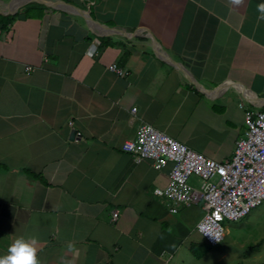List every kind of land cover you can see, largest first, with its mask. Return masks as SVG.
I'll list each match as a JSON object with an SVG mask.
<instances>
[{
    "label": "crops",
    "instance_id": "1",
    "mask_svg": "<svg viewBox=\"0 0 264 264\" xmlns=\"http://www.w3.org/2000/svg\"><path fill=\"white\" fill-rule=\"evenodd\" d=\"M260 3L0 0V256L23 236L39 264H208L203 209L172 213L169 166L121 144L147 122L232 155L243 110H264Z\"/></svg>",
    "mask_w": 264,
    "mask_h": 264
},
{
    "label": "built area",
    "instance_id": "2",
    "mask_svg": "<svg viewBox=\"0 0 264 264\" xmlns=\"http://www.w3.org/2000/svg\"><path fill=\"white\" fill-rule=\"evenodd\" d=\"M97 46L98 42L91 44L86 53L93 56ZM109 69L120 76L126 74L116 64ZM238 106L243 108L241 102ZM243 118L245 134L236 140L232 155L221 161L204 156L147 122L138 125L134 138L121 144L122 151L135 162L148 160L157 169L169 166L167 185L155 188L154 193L175 204L169 208L172 213L179 206L199 205L203 214L195 230L211 246L224 238V221L242 218L264 200V110L246 108ZM192 176L198 178V187L189 182ZM111 217L116 220L118 211L113 210ZM206 233H214L218 241Z\"/></svg>",
    "mask_w": 264,
    "mask_h": 264
},
{
    "label": "rangeland",
    "instance_id": "3",
    "mask_svg": "<svg viewBox=\"0 0 264 264\" xmlns=\"http://www.w3.org/2000/svg\"><path fill=\"white\" fill-rule=\"evenodd\" d=\"M189 182L199 186L196 176H192ZM224 227L223 241L216 247H210V257L206 259L208 264H260L264 261V202L245 217L224 222ZM261 239L260 247L249 249Z\"/></svg>",
    "mask_w": 264,
    "mask_h": 264
},
{
    "label": "clouds",
    "instance_id": "4",
    "mask_svg": "<svg viewBox=\"0 0 264 264\" xmlns=\"http://www.w3.org/2000/svg\"><path fill=\"white\" fill-rule=\"evenodd\" d=\"M243 2H244V0H228V3L230 5H234V6H240L243 4ZM256 10L259 13L257 19L258 20H264V3L258 4L256 6ZM259 205H257V206H259ZM256 207H254V208H256ZM254 208H252V209H254ZM245 216H243V217H245ZM239 219H241V218H239ZM239 219H237V220H239ZM237 220H235V221H237ZM224 222H230V221H224ZM205 235H209L215 241H218V239H219V237L217 235H215L214 233H206ZM223 239H222V241H223ZM222 241H220L218 244H216L214 246H211V245H208V246L216 247ZM0 264H39V260H38V256H37V249L35 248L34 243L32 241L26 239L23 236L17 237L8 246L7 254L0 256Z\"/></svg>",
    "mask_w": 264,
    "mask_h": 264
},
{
    "label": "trees",
    "instance_id": "5",
    "mask_svg": "<svg viewBox=\"0 0 264 264\" xmlns=\"http://www.w3.org/2000/svg\"><path fill=\"white\" fill-rule=\"evenodd\" d=\"M16 16V14H13V15H2L0 14V19H2L3 21H11L13 20V18ZM264 200L261 202L263 203ZM248 215V214H247ZM262 239L257 243V244H254L252 246L249 247V249H253V248H257V247H260V245L262 244ZM209 249H210V246H209ZM198 256H200V254H197ZM260 264H264V261L261 262Z\"/></svg>",
    "mask_w": 264,
    "mask_h": 264
},
{
    "label": "water",
    "instance_id": "6",
    "mask_svg": "<svg viewBox=\"0 0 264 264\" xmlns=\"http://www.w3.org/2000/svg\"><path fill=\"white\" fill-rule=\"evenodd\" d=\"M64 4H66V5H68V6H70V7H75V6H73V5H70V4H68V3H64ZM75 8H77V7H75ZM16 10V7L14 8V11ZM0 13H3L1 10H0ZM7 13H13V12H7ZM77 135V132H76V130H72L71 131V135H70V138H73V137H75Z\"/></svg>",
    "mask_w": 264,
    "mask_h": 264
}]
</instances>
